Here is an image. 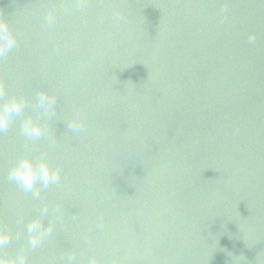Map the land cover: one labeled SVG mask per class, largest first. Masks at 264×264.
<instances>
[{"label":"water","instance_id":"obj_1","mask_svg":"<svg viewBox=\"0 0 264 264\" xmlns=\"http://www.w3.org/2000/svg\"><path fill=\"white\" fill-rule=\"evenodd\" d=\"M0 19L18 41L0 58L5 98L28 101L0 134V258L264 264V0H0ZM25 117L47 130L27 149ZM23 154L60 169L39 200L7 179ZM34 218L53 225L37 248Z\"/></svg>","mask_w":264,"mask_h":264},{"label":"clouds","instance_id":"obj_2","mask_svg":"<svg viewBox=\"0 0 264 264\" xmlns=\"http://www.w3.org/2000/svg\"><path fill=\"white\" fill-rule=\"evenodd\" d=\"M86 0H77V8H83ZM227 8H222L219 15L223 18L227 14ZM112 17L117 23L122 22L124 17L118 10L112 12ZM44 22L48 26L56 23V15L54 11H49L44 16ZM255 34H249L248 43L255 44ZM18 46L15 34L9 28V25L3 19H0V58L13 51ZM56 97L46 91H39L35 96V107L43 115L47 116L54 111L56 105ZM28 101L23 97L9 96L5 98V88L0 83V134L6 133L13 121L17 117H22ZM68 129L74 133L83 131L85 124L81 119H72L68 122ZM20 135L25 140V147L36 141L41 140L47 135V130L38 120L31 117L22 118L19 127ZM51 141V138H49ZM7 179L16 185L25 193H30L34 200H39L41 192L60 183V169L53 167L45 156H41L34 160L31 156L23 154L17 156L7 171ZM58 211V209H57ZM48 207L40 208V216H47ZM53 225L50 223L44 225L42 220L34 218L26 224V232L28 234V245L31 248H37L43 240L51 235ZM11 236L6 230L0 229V248L6 247L10 243ZM0 264H27V258L23 252L10 261L0 258ZM66 264H74V257L69 255ZM93 264V262H90Z\"/></svg>","mask_w":264,"mask_h":264}]
</instances>
